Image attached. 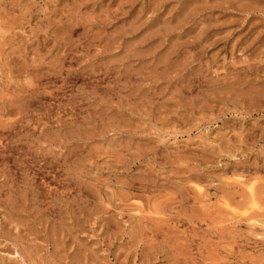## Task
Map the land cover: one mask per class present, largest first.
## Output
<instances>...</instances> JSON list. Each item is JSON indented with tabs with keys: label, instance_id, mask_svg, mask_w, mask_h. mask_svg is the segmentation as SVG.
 <instances>
[{
	"label": "rangeland",
	"instance_id": "obj_1",
	"mask_svg": "<svg viewBox=\"0 0 264 264\" xmlns=\"http://www.w3.org/2000/svg\"><path fill=\"white\" fill-rule=\"evenodd\" d=\"M0 264H264V0H0Z\"/></svg>",
	"mask_w": 264,
	"mask_h": 264
}]
</instances>
